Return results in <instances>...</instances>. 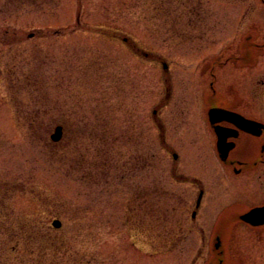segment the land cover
Wrapping results in <instances>:
<instances>
[{
    "label": "rangeland",
    "instance_id": "1",
    "mask_svg": "<svg viewBox=\"0 0 264 264\" xmlns=\"http://www.w3.org/2000/svg\"><path fill=\"white\" fill-rule=\"evenodd\" d=\"M49 1L34 7L0 0V225L7 221V234L0 235V264H34L29 248L6 249L10 239H18L14 227L21 213L30 226L42 220L49 227L54 219L60 220L61 227L54 230L66 245L55 257L56 264H207L211 221L227 199L225 194L206 204L196 224L187 219L181 225L168 224L172 233L164 242L155 235L157 228L139 231L132 207L146 186V212H155L154 190L161 185L176 196L173 204L180 210L193 205L194 188L173 178L171 156L159 146L153 110L163 96L160 61L169 66L173 103L167 111H173L176 92L195 64L227 43L235 15L231 10L226 14L218 0ZM190 19L194 28L186 26ZM199 35L200 43L190 40ZM37 63L44 86L40 95L47 103L57 98L66 117L75 112V118L77 113L78 118L102 119L96 122L94 117L80 128L67 129L58 146L29 131L23 113L37 85L32 76ZM188 93L184 99H189ZM51 119L41 125L50 124L49 133L57 125ZM177 129L188 132L186 124ZM99 134H108L109 146ZM76 154L83 164L70 165ZM140 157H146L147 166ZM91 161L101 166V174ZM220 187L228 190L225 183ZM155 223L147 218L146 228ZM30 243L32 248L33 240Z\"/></svg>",
    "mask_w": 264,
    "mask_h": 264
},
{
    "label": "flooded vegetation",
    "instance_id": "2",
    "mask_svg": "<svg viewBox=\"0 0 264 264\" xmlns=\"http://www.w3.org/2000/svg\"><path fill=\"white\" fill-rule=\"evenodd\" d=\"M218 1L227 8L226 14L231 10L236 17L227 43L216 54L204 56L195 64L188 80L178 87V103L173 111H167L173 103L171 78L166 76L169 66L161 60L163 96L157 102L158 109L153 110L159 146L171 156V175L192 185L193 205L180 210L173 204L176 196L162 190V185L155 187L154 203L166 223L181 225L187 219L196 224L203 217L206 204L217 197L221 200L225 194L227 199L211 223L216 227L221 220H234L227 234L231 240L228 260L264 264V223L254 225L240 219L249 210L264 207V0ZM186 26L194 28L193 20L187 21ZM190 40L200 43L203 36ZM184 92H189L185 97L189 99H184ZM186 100H190V105ZM80 123L83 122L71 124L63 120L65 127H79ZM185 124L188 132L178 133L176 129ZM140 159L147 166L146 157ZM127 166L130 169L132 165ZM212 176L218 181H212ZM223 183L226 192L220 190ZM148 196L145 186L138 196L143 206ZM167 200H172L171 204ZM200 231L204 238L203 230ZM213 234L214 231L211 238ZM221 259V263H227Z\"/></svg>",
    "mask_w": 264,
    "mask_h": 264
},
{
    "label": "trees",
    "instance_id": "3",
    "mask_svg": "<svg viewBox=\"0 0 264 264\" xmlns=\"http://www.w3.org/2000/svg\"><path fill=\"white\" fill-rule=\"evenodd\" d=\"M18 3V5H22V4H30L31 6L37 7L38 5H44L46 2L45 0H16ZM49 1V0H48ZM13 2V1H12ZM50 3V1L48 2V4ZM32 76L34 79H36L37 81V85L35 87V90L31 91V93L29 94L32 97V101L28 102V107L26 108L27 111H25L23 113V119H24V124L27 126L28 130L31 132H36V133H40V136L43 140L47 139V137L49 136V131H50V124H48L47 126L41 127V125H43V123L46 122L45 119H51V124H59L62 123L63 124V120L66 119L68 122H71V124H74L75 122H84L87 123L90 120L89 116H84L83 118H78V115L76 113V118L74 113L69 112V116L67 115V117L65 116V111L64 109H62V104L59 103V100L56 98L55 100H53L49 103H47V99L45 100L42 95H40L43 90V83L42 81H40L39 79L42 78V70L41 67H39V63L36 64V66H34V71H32ZM41 90V91H40ZM34 95V96H33ZM42 97V98H41ZM36 98V99H35ZM38 98V99H37ZM41 98V100H39ZM64 108V106H63ZM20 108L18 106V120L19 122H22V114L21 112H19ZM53 112H56L55 114H53ZM96 121L101 120L102 118L99 117L97 115ZM76 129V126H69L70 131H72V129ZM80 128V127H77ZM83 129V128H81ZM40 131V132H39ZM92 136H95V134L93 132H91ZM97 136V135H96ZM108 136V134L105 136L104 134H99L98 137H100V140L104 143H107V145L109 146L110 143H108V138H106ZM71 137L73 138L74 135H71ZM134 139V138H132ZM63 141V140H62ZM61 143V142H59ZM56 145L58 146V143H51V145ZM73 145L75 146V142H73ZM59 152V150H58ZM56 152V153H58ZM96 158V157H95ZM72 161H68L70 165L73 164H83L82 159L79 160L76 156H72ZM106 163V162H104ZM90 166L93 165V167L95 166V168H98L99 174H101V166L100 165H96L94 162H90L89 164ZM93 167H91V169H88L89 172H92ZM94 168V169H95ZM123 174V172H122ZM128 174L125 175V177L127 178ZM137 201H135V203L133 204L132 209L134 210V214L132 217V220L134 223H136V225L138 226L140 231H149L151 229H159L160 231L157 232L158 235L155 233V235L160 239V241H165L166 239V235L163 233L162 229H166V222H158V227L156 225V211H149L148 213L146 212L148 207L147 206H143L140 203V200L138 201V199H136ZM157 218L159 220L161 219V215L158 213L157 214ZM21 218V222L18 221V224L16 225V227H14L15 230H17L18 232V239H16V241H13L12 239H10V244H6L7 245V251H16L19 248H24V251H27V249L29 248V254H33L35 255L34 259H33V263L34 264H56L59 263V261L55 258L57 257V255H59L61 252V250L65 247V242L63 237H61V233H59V231H55L54 228L52 226L47 227L45 225V223L42 220H37V222L35 221V223L29 224L27 219H24L22 213L19 215ZM149 218L151 221H154V227H151V225L147 224V228H146V219ZM24 219V220H23ZM133 223V224H134ZM161 223V224H160ZM7 221L2 220L1 221V225H0V235L5 236L7 234V231L5 230ZM12 229V228H11ZM156 230V229H155ZM12 232V230H11ZM10 232V234H11ZM15 231H13L12 233L14 234ZM156 232V231H155ZM160 233V234H159ZM13 236V235H12ZM11 236V237H12ZM23 236V238H22ZM22 238V239H21ZM31 240H33V244H32V248L30 247V242ZM167 240V239H166ZM13 242L15 244H13ZM15 245V247H14ZM22 246V247H20ZM2 247H4V245L2 244ZM50 253V257L47 253ZM49 257V259H48ZM21 264H29V261H25L22 260Z\"/></svg>",
    "mask_w": 264,
    "mask_h": 264
},
{
    "label": "water",
    "instance_id": "4",
    "mask_svg": "<svg viewBox=\"0 0 264 264\" xmlns=\"http://www.w3.org/2000/svg\"><path fill=\"white\" fill-rule=\"evenodd\" d=\"M62 136V128L60 126L55 127L54 132L50 135V139L53 142H57L60 140ZM240 219L245 222H249L251 224H260L264 223V207L261 208H253L249 210L247 213L244 215L240 216ZM225 220V219H224ZM221 220L219 224L215 227L214 230V236L211 238L210 241V252H211V257L209 261H207V264H224L221 263V258H224L226 260V264H232L230 260H228V239H227V234H229L230 231V225L233 219L229 218L226 219L225 221ZM52 225L54 228H59L60 227V222L58 220H54ZM224 257H222V253Z\"/></svg>",
    "mask_w": 264,
    "mask_h": 264
}]
</instances>
